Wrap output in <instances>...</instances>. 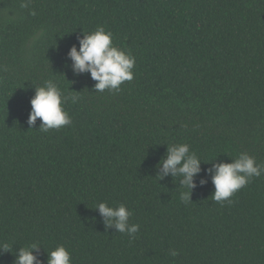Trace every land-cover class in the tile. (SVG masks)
Masks as SVG:
<instances>
[{"label":"trees","instance_id":"16d2710c","mask_svg":"<svg viewBox=\"0 0 264 264\" xmlns=\"http://www.w3.org/2000/svg\"><path fill=\"white\" fill-rule=\"evenodd\" d=\"M21 2L0 0V264L33 243L45 264L60 245L72 264H264V175L231 204L207 175L241 152L264 164V0ZM98 27L135 57L120 91L71 70ZM49 80L80 98L64 105L71 125L42 131L27 121ZM176 144L205 163L193 203L181 177H156ZM99 203L131 210L136 238L108 229Z\"/></svg>","mask_w":264,"mask_h":264},{"label":"clouds","instance_id":"9594fccd","mask_svg":"<svg viewBox=\"0 0 264 264\" xmlns=\"http://www.w3.org/2000/svg\"><path fill=\"white\" fill-rule=\"evenodd\" d=\"M31 0H22L20 7L27 9ZM35 15V12L32 13ZM68 59L71 60V70L77 76L82 73H90L91 78L96 81L94 91L105 90L120 91L124 82H130L134 78L135 57L125 50H122L113 43V34L103 27H98L91 34H83L79 39V48L73 46ZM74 93H78L73 91ZM79 96L73 94L67 96L53 81H46L44 86L35 88V95L31 99V112L27 121L29 126H35L39 119L41 127L39 130L48 131L60 129L63 126L72 124V119L65 110L69 100L77 103ZM201 159L196 153L190 151L188 144H176L167 147L166 155L157 165V176L160 180L171 176L181 177L180 185L186 191L181 192L180 198L185 204L193 203V190L197 187L194 182L201 174ZM208 169L207 175L211 176L215 186V192L211 197L214 201L223 204L232 200L229 199L238 190L245 187L254 177L264 175V164L257 163L256 159L247 152H241L231 163L214 162ZM207 179H200V186H204ZM105 218L108 229L115 228L117 232L127 234L132 239L136 238L139 232V224H131L130 217L133 212L124 204L118 207H109L106 203H99L96 207ZM36 243L21 248L15 255V264H45L35 253L40 251ZM0 253H11V245L7 242L0 243ZM48 254V253H47ZM172 257L179 253L170 251ZM46 264H72L71 253L63 246L56 247L50 254Z\"/></svg>","mask_w":264,"mask_h":264}]
</instances>
